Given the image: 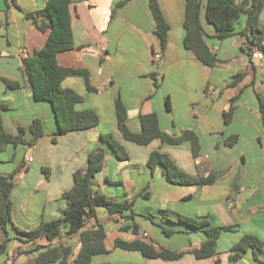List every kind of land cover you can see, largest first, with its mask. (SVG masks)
Returning a JSON list of instances; mask_svg holds the SVG:
<instances>
[{
	"label": "crops",
	"instance_id": "crops-1",
	"mask_svg": "<svg viewBox=\"0 0 264 264\" xmlns=\"http://www.w3.org/2000/svg\"><path fill=\"white\" fill-rule=\"evenodd\" d=\"M48 1L8 0L7 4L6 0H0V105L8 107L3 111L4 128L7 133L17 135L19 128L29 129L38 119L44 132L35 146H28L24 168L15 180L11 195L13 223L29 231L42 222L59 219L67 206L63 194L73 187L74 173L84 170L89 155L102 149L105 166L96 177V185L111 199L134 201L136 205L137 197H156L161 203L159 209L207 220L212 228L238 226V230L222 233L217 244L226 234L229 244L224 252L215 257L197 259L193 251L204 237L196 241L186 240L184 236L200 234L188 226L171 224L167 220L157 222V217H144L141 224L134 218V209V216L126 212L125 218L98 209V217L107 233L108 249L113 248L117 239L127 242L141 240L153 244L157 250L187 254L180 260L166 261L149 259L139 252L114 249L110 254L94 257L91 264H111L109 257L116 254L132 256L143 264H216L217 260L220 264H228L230 249L243 236L253 235L264 240V147L260 142H264V128L257 97V92L263 93L264 97V61L248 54L246 41L238 34L223 42L213 38L215 27L206 17L208 0H203L201 22L210 35L208 43L220 61L217 67L210 68L185 49L186 0H158L171 27L164 52L155 34L156 23L149 0H131L122 8L117 5L125 0H73L70 12L75 49L60 53L57 62L62 67L89 71L91 82L99 91L88 92L81 78H67L62 85L84 97V101L76 106L77 111H96L100 124L59 136L53 143L57 122L51 104L34 100L21 73L22 56L32 55L47 39V34L38 31L31 21L25 19L24 13L43 10ZM241 1L237 0L238 3ZM260 22L264 27V9ZM244 26L245 18L237 26V31ZM155 53L162 55L161 61L154 60ZM239 73L244 74L243 79L236 86H229ZM153 74L158 81L161 78L155 93ZM2 79L19 82L22 87L8 89ZM237 95L240 98L236 102L233 120L226 125L224 113ZM117 96L127 108V126L131 132H141L140 115L156 113L161 129L169 135L178 136L185 130L195 132L201 143L200 157H193L189 143L167 146L156 140L148 146H139L125 141L117 126ZM168 98L172 106L170 112L166 108ZM107 134H112L126 148L129 161H120L111 146L102 142L101 135ZM232 136H237L238 141L228 147L225 141ZM25 138H33L30 130ZM9 148L0 153L3 154L0 155V164L12 159L11 155L3 158ZM14 148L18 150V147ZM154 151L168 154L190 175L206 177L211 172L223 175L209 186L173 185L167 181L163 168L159 167L155 174L147 169V161ZM29 158L33 161L29 162ZM14 169L15 166L0 170V175H9ZM236 182L240 189L235 203H232L229 196ZM119 187L125 189L122 198ZM150 224L158 227L164 237H155ZM159 225L175 233L168 237ZM134 227L139 228V235L133 234ZM9 229L14 239L20 237L12 226ZM144 233L148 236L144 237ZM176 236L183 237L174 244L164 239L172 240ZM60 243L72 248L73 261L81 248L79 235H63L52 244L43 238L20 246L10 239L0 263L20 264L23 259L21 264H30L45 248ZM12 257L13 262H10ZM258 258L264 262V252H258ZM237 264L261 263L249 250Z\"/></svg>",
	"mask_w": 264,
	"mask_h": 264
},
{
	"label": "trees",
	"instance_id": "trees-1",
	"mask_svg": "<svg viewBox=\"0 0 264 264\" xmlns=\"http://www.w3.org/2000/svg\"><path fill=\"white\" fill-rule=\"evenodd\" d=\"M130 1L125 0L119 3L117 8L124 7ZM6 3L8 4V0ZM72 3L73 0H49L43 10L24 13L25 19L31 21L38 31L47 34L46 42L40 49L32 55L24 54L22 56L21 73L25 85L32 91L34 100L51 104L57 122L53 143L57 142L59 136L95 128L100 124L96 111H77L76 106L84 101V97L72 89L64 88L62 85L67 78H81L88 92L97 93L99 91L92 84L89 71L62 67L57 62V56L60 53L75 49L70 12ZM149 5L156 23L155 34L164 52L167 48L171 27L163 16L158 0H149ZM16 8L20 10L18 5ZM202 8L203 0H186L184 46L202 64L215 68L220 61L208 43L210 35L205 32L201 22ZM263 9L264 0H242L240 3L237 0H208L206 17L207 21L215 27L216 32L213 38L223 42L238 34L246 41L248 46V51H246L249 55H253L255 50L264 52V27L260 22ZM244 18V28L237 31V26ZM243 77V73L237 74L229 86H236ZM152 79L155 81V93L160 87V83L154 74ZM2 81L8 89H20L22 87L19 82L8 79H2ZM154 93L150 98L154 96ZM257 97L264 128V98L259 93H257ZM239 98L240 95L232 98L228 110L224 113L226 125H229L233 120L236 102ZM7 108L6 105H0V153L6 151L10 145L15 147L19 144L29 147L35 146L44 134L41 121L37 119L30 126L29 130L33 134L31 140L25 138L28 129L23 127L19 128L17 135H11L6 132L3 124V111ZM166 108L167 111H172L169 98L166 102ZM115 112L118 130L125 141L139 146H148L156 140L167 146H180L189 143L193 157L195 159L200 157L201 143L195 132L185 130L178 136L169 135L161 129L159 116L156 113H151L140 115L141 132L133 133L127 126V108L119 96L115 100ZM101 140L111 146L120 161H129L130 157L126 148L112 134L101 135ZM237 141L238 137L232 136L225 141V144L228 147H233ZM260 142L264 147V142L262 140ZM104 166V150L99 149L92 152L88 157L86 168L74 173L73 187L63 194L67 204L63 215L57 220L42 222L29 231L18 228L12 221L13 203L11 195L15 188V180L23 170L24 163L17 166L11 174L0 175V256L7 252L10 242L8 229L9 226H12L20 236L17 239L22 243H34L44 238L52 244L63 235H79L81 248L73 261H71L73 257L72 248L60 243L45 248L35 259L30 261V264H91L94 257L110 254L114 249L139 252L149 259L177 261L183 258L187 252L157 250L153 244L141 240L127 242L117 239L112 249L106 247L107 233L98 217L97 210L104 209L109 215L122 218H125L126 212H131L133 217L134 201L117 202L97 188L96 177L102 172ZM147 167L151 174H155L159 167L163 168L167 181L178 186H209L217 182L223 175L217 172H211L206 177L190 175L183 171L168 154L161 151H154L150 154ZM239 189L238 182L231 187L229 200L232 203H235V196ZM160 213L168 221L186 225L195 233L203 235L204 240L193 251L197 259L215 257L217 255V243L222 233L238 230V226L212 228L207 220H197L170 210H160ZM159 227L168 237L175 233V231L162 225ZM132 232L139 235V228L134 227ZM249 250L254 252L257 261L264 264L258 258V252H264V240L253 235L243 236L230 249L228 264H237ZM216 264H220V261L217 260Z\"/></svg>",
	"mask_w": 264,
	"mask_h": 264
},
{
	"label": "rangeland",
	"instance_id": "rangeland-1",
	"mask_svg": "<svg viewBox=\"0 0 264 264\" xmlns=\"http://www.w3.org/2000/svg\"><path fill=\"white\" fill-rule=\"evenodd\" d=\"M159 83H161V78L159 79ZM260 94L263 96V93H260ZM28 132H29V129H28ZM8 147H10L9 148L10 151L7 152L6 154H4L3 158L7 159L8 155H11L12 159L10 161L9 160H5L3 164H0V170H3V171L4 170H9L13 166H15V169H16L17 166L22 164L23 161H24V158H26V150H27V148H29L27 145H23V144L17 145V147H18L17 151H15V148H14L15 146L14 145H10ZM6 151H7V149H6ZM6 151H4V152H6ZM0 155H3V154H0ZM147 169L144 168V171L145 170L148 171ZM119 188L122 189L121 193L119 194L121 196V198H122V196L124 195V190L125 189H124V187H119ZM98 189L101 191L100 188H98ZM144 197L140 196V197L136 198L137 199L136 205L133 206V209H134V212H135V217H134L135 220H138L141 224L144 223L143 222L144 221V217L152 218V219H155L154 217H157L156 218L157 222H159L161 220L162 221H166L167 219H165L161 215L160 210H170V209H159V208H157V207H159V204H161V203H160V201H158V199L156 197L153 198V199H150L149 196L145 197V198ZM170 211H172V210H170ZM172 212L177 213L175 211H172ZM177 214H179V213H177ZM171 217H173V216H171ZM171 224H173V222ZM175 224H177V223H175ZM149 227L153 231L155 237H157V236H162V238L164 237L158 227H156V226L153 227L151 224L149 225ZM8 233H9V237H10L11 240H14L17 244H19V246L22 245L21 244L22 242H20L18 239H14L13 238V235H11V233H10V229H8ZM225 235L226 234H224L221 243L217 244V248H216L217 253L224 252L225 249L227 248L228 244H229V242L226 240L227 236H225ZM179 237H183V236H176L172 240L168 239V238H164V239H166L167 243L174 244L176 241H180L182 239V238H179ZM184 238L186 240H189L191 238L192 241H194V240L196 241L199 238H203V235L202 234H199V235L198 234H194V235H190V236H184ZM1 256H3V255H1ZM109 258L112 260V261L110 260V262H112L111 264H115L116 262H118L119 264H127V262H130V264H143V263H140V261L138 259H136V258H134L132 256H122L120 254H116L115 257L111 256ZM105 259H107V258H105ZM3 260H4V257H3L2 261ZM142 261H146V260L143 259ZM22 262H23V259L21 260V263ZM0 264H6V263L2 262Z\"/></svg>",
	"mask_w": 264,
	"mask_h": 264
},
{
	"label": "built area",
	"instance_id": "built-area-1",
	"mask_svg": "<svg viewBox=\"0 0 264 264\" xmlns=\"http://www.w3.org/2000/svg\"><path fill=\"white\" fill-rule=\"evenodd\" d=\"M103 50H105V49L103 48ZM252 58L260 60V61H264V52L258 50V51L253 53ZM161 59H162V55L160 53L154 54V60L155 61H161ZM159 77H162V73H159ZM32 161H33V159L29 158V162H32ZM143 236L147 237L148 234L144 233ZM12 261H13V257L10 259V262H12Z\"/></svg>",
	"mask_w": 264,
	"mask_h": 264
}]
</instances>
